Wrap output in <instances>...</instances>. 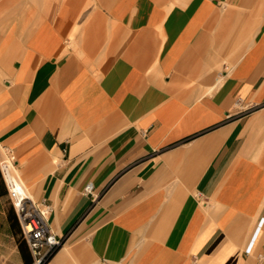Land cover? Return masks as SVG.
Returning <instances> with one entry per match:
<instances>
[{
  "label": "crops",
  "instance_id": "1",
  "mask_svg": "<svg viewBox=\"0 0 264 264\" xmlns=\"http://www.w3.org/2000/svg\"><path fill=\"white\" fill-rule=\"evenodd\" d=\"M0 147L46 264H264V0H0Z\"/></svg>",
  "mask_w": 264,
  "mask_h": 264
},
{
  "label": "built area",
  "instance_id": "2",
  "mask_svg": "<svg viewBox=\"0 0 264 264\" xmlns=\"http://www.w3.org/2000/svg\"><path fill=\"white\" fill-rule=\"evenodd\" d=\"M0 168L22 235L34 258V264H46L62 247L65 237H59L52 231L47 220L50 208L33 199L26 185L15 174L13 160L6 156L4 160L0 161ZM12 173L15 176L11 177ZM93 188L92 183L88 184L86 192L91 193ZM263 223L264 220L260 224ZM256 236L255 234L247 249L248 253L253 249Z\"/></svg>",
  "mask_w": 264,
  "mask_h": 264
},
{
  "label": "rangeland",
  "instance_id": "3",
  "mask_svg": "<svg viewBox=\"0 0 264 264\" xmlns=\"http://www.w3.org/2000/svg\"><path fill=\"white\" fill-rule=\"evenodd\" d=\"M6 156L0 153V161ZM1 171V168H0ZM0 182V264H23L19 252L23 250L26 241L21 232L17 215L9 198L8 189L1 172ZM7 192L5 194L4 192ZM4 193V194H3ZM28 246V245H27Z\"/></svg>",
  "mask_w": 264,
  "mask_h": 264
},
{
  "label": "trees",
  "instance_id": "4",
  "mask_svg": "<svg viewBox=\"0 0 264 264\" xmlns=\"http://www.w3.org/2000/svg\"><path fill=\"white\" fill-rule=\"evenodd\" d=\"M1 179H2V176H1V171H0V182H1ZM4 193L7 194L6 190H5ZM4 193H3V194H4ZM15 218H17V217H15ZM17 222H18V218H17ZM27 264H29V263H27Z\"/></svg>",
  "mask_w": 264,
  "mask_h": 264
},
{
  "label": "bare ground",
  "instance_id": "5",
  "mask_svg": "<svg viewBox=\"0 0 264 264\" xmlns=\"http://www.w3.org/2000/svg\"><path fill=\"white\" fill-rule=\"evenodd\" d=\"M0 148H1V147H0ZM12 176H15V174H14V173H12V174H11V177H12Z\"/></svg>",
  "mask_w": 264,
  "mask_h": 264
}]
</instances>
